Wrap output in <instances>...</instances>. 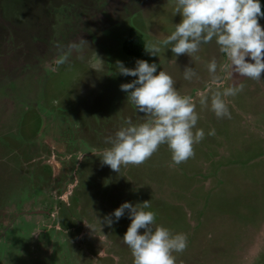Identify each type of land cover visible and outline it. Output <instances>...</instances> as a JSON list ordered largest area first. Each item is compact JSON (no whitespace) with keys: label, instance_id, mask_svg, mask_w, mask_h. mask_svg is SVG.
Returning <instances> with one entry per match:
<instances>
[{"label":"rangeland","instance_id":"obj_1","mask_svg":"<svg viewBox=\"0 0 264 264\" xmlns=\"http://www.w3.org/2000/svg\"><path fill=\"white\" fill-rule=\"evenodd\" d=\"M173 8L174 0H0V264H132L121 238L129 219H103L144 200L154 225L186 235L177 264H264V70L261 80L223 81L243 87L218 118L197 96L210 81L206 62L225 61L214 41L191 56L166 46L125 54L130 29L144 44L167 35L180 19ZM137 58L194 98L205 135L180 163L161 144L116 172L97 154L125 119L147 118L119 88L134 77L115 69Z\"/></svg>","mask_w":264,"mask_h":264},{"label":"clouds","instance_id":"obj_2","mask_svg":"<svg viewBox=\"0 0 264 264\" xmlns=\"http://www.w3.org/2000/svg\"><path fill=\"white\" fill-rule=\"evenodd\" d=\"M176 13L180 19L172 30L143 47L154 56L161 46L170 49L174 56H191L202 44L214 41L225 61L219 67L215 58L206 62L210 81L197 93L198 103L207 105L218 118L228 117L225 98L236 95L243 84L221 87L223 81L236 76L261 80L264 70V29L258 23V17L264 16L260 0H174L173 14ZM83 43H86L83 39L69 42L68 51L54 58L51 70L55 71L54 66L63 63L69 52ZM115 69L121 75L134 77L121 83L119 88L136 112L147 118L139 123L125 119L108 138L109 146L98 152L100 162L117 172L123 164L143 162L161 144L167 145L174 163L192 156L193 145L205 135L202 128L196 127L194 98L181 95L171 76L163 70L157 71L155 62L137 58L133 67H125L117 60ZM182 75L185 80H191L196 73L185 65ZM212 134L214 129L208 131V135ZM125 215L129 223L121 238L130 250L132 264H177L173 253L182 252L186 247V235L154 225L155 213L150 209L149 200L123 201L110 214H105L103 223L111 225Z\"/></svg>","mask_w":264,"mask_h":264},{"label":"trees","instance_id":"obj_3","mask_svg":"<svg viewBox=\"0 0 264 264\" xmlns=\"http://www.w3.org/2000/svg\"><path fill=\"white\" fill-rule=\"evenodd\" d=\"M261 12L264 13V0H260ZM262 17V16H261ZM261 17H258V23ZM144 41L130 29L129 36L123 41L122 48L126 55L138 56L141 54Z\"/></svg>","mask_w":264,"mask_h":264},{"label":"flooded vegetation","instance_id":"obj_4","mask_svg":"<svg viewBox=\"0 0 264 264\" xmlns=\"http://www.w3.org/2000/svg\"><path fill=\"white\" fill-rule=\"evenodd\" d=\"M75 185V184H74ZM27 212V211H26ZM29 212V211H28ZM34 212H39V214L43 215L45 212H41V211H34ZM47 215V214H44Z\"/></svg>","mask_w":264,"mask_h":264}]
</instances>
